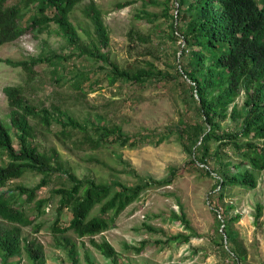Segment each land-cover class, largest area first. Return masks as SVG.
<instances>
[{
	"label": "rangeland",
	"instance_id": "374dc122",
	"mask_svg": "<svg viewBox=\"0 0 264 264\" xmlns=\"http://www.w3.org/2000/svg\"><path fill=\"white\" fill-rule=\"evenodd\" d=\"M91 1L103 11L110 36L109 46L103 50L109 51L112 60L128 68H148L149 63H154L170 79L143 87L119 81L111 84L99 68L101 63L80 53L53 24L43 32H28L0 46V117L6 122L10 120L5 88L13 85L24 88L29 103L45 106L56 116L54 108L59 107L82 123L91 120L117 123L132 134L144 130L161 132L175 128L182 119L192 120L197 113V103L189 81L177 73L181 41L169 38L171 20L163 14L166 0H86L79 4L70 19L83 34V44L94 49L95 28L84 15L85 6ZM171 9L174 13L173 6ZM146 13L154 18V23L142 17ZM55 55L65 59L58 64L46 60L33 67L31 73L8 63V60L38 57L54 59ZM84 74L90 75L85 86L92 85L85 92L75 86ZM243 99V96L237 99L239 107ZM35 126L33 143L44 152L56 149L65 165L79 177L133 185L140 178L163 179L172 167L181 169L171 185L143 192L110 229L95 237L113 245L115 258L98 251L89 238H80L72 232L56 236L51 229L56 219V200L35 225L4 222L6 228L19 227L24 242H34L36 247L42 248L41 264H74L73 260L75 264H236L230 251L234 248L245 253V260L240 264H264V171L259 174L255 189L229 186L221 198L217 174L209 176L189 164L190 157L175 136L159 145L131 148L112 143L95 150L80 141L81 135L76 134L71 139L60 137L61 125L57 122L50 128L37 122ZM237 126L231 118L222 123L225 131L237 130ZM15 140L18 148L17 137ZM6 161V156L0 152V163ZM40 179L39 175L27 173L12 180L9 186L13 189L18 185L33 187ZM59 184L60 181H55L43 187L39 197H49L51 189ZM216 206L223 212L230 206L225 217L235 240L225 239L224 225L220 226L215 213ZM259 206L262 210L258 214ZM181 214L185 215L191 229L174 218ZM237 215L240 217L233 220ZM178 234L189 235V241H168ZM139 248L143 249L138 251ZM2 262L0 257V264ZM12 263L34 264V261L22 250L12 258Z\"/></svg>",
	"mask_w": 264,
	"mask_h": 264
},
{
	"label": "trees",
	"instance_id": "16d2710c",
	"mask_svg": "<svg viewBox=\"0 0 264 264\" xmlns=\"http://www.w3.org/2000/svg\"><path fill=\"white\" fill-rule=\"evenodd\" d=\"M84 1L0 0V46L28 32H43L55 24L67 41L79 48L80 53L101 63L99 68L111 84L119 81L143 87L157 80L170 79L154 63H149L148 68H128L121 67L110 58L109 51L103 50L109 46V30L103 11L94 1L84 8V15L95 28L94 49L83 44L84 36L70 18L75 8ZM163 14L171 20L170 40L181 41V53L178 54L181 72L177 73L189 81L193 100L197 103V113L192 120L182 119L175 128L132 134L125 132L117 123L107 124L97 120L82 123L59 107L54 108L56 116L45 106L29 103L21 86L5 88L11 110L9 122L0 117V152L7 159L5 163H0L2 264H14L12 258L20 255L22 250L27 252L34 264L42 263V248L36 247L34 242H24L19 227L6 228L3 223L35 225L54 200L56 219L51 229L56 236H67L72 232L80 238H89L98 251L115 258L113 245L95 237L110 229L143 192L169 186L181 174V169L172 167L163 179L140 178L133 185L119 181L98 182L89 176L79 177L65 165L56 149L44 152L33 143L36 122L45 128L57 122L61 125L60 137L71 139L76 134L81 135L80 141L95 150L112 143L131 148L159 145L175 136L189 155V164L209 176L217 174L219 197L223 198L229 186L247 190L258 186L259 174L264 171V0H166ZM142 17H146L149 23L155 21L149 13ZM132 40L135 39L132 37ZM64 59L55 55L54 59L38 57L8 60V63L31 73L33 67L46 60L58 64ZM89 80L90 75L84 74L76 81V88L87 91L92 87L91 84L85 86ZM241 96L244 99L239 107L237 99ZM228 118L237 123V130H224L222 123ZM27 173L41 176L40 181L33 187L18 185L13 189L9 186L12 180ZM55 181H60V184L51 189L50 196L40 198L39 191ZM229 207L226 206L223 212L216 206L215 211L220 226L224 225L228 242L236 239L225 217ZM261 210L259 206L258 214ZM239 217L237 215L233 220ZM174 218L191 229L184 214L174 215ZM189 239V235L178 234L169 237L168 241L187 242ZM230 251L236 258V264L245 260L242 250L234 248ZM73 263H76L75 260Z\"/></svg>",
	"mask_w": 264,
	"mask_h": 264
}]
</instances>
